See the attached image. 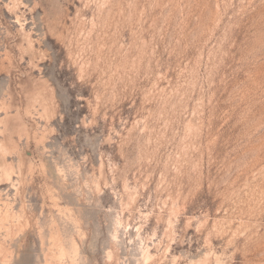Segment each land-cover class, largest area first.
I'll use <instances>...</instances> for the list:
<instances>
[{"label":"rangeland","instance_id":"rangeland-1","mask_svg":"<svg viewBox=\"0 0 264 264\" xmlns=\"http://www.w3.org/2000/svg\"><path fill=\"white\" fill-rule=\"evenodd\" d=\"M0 264H264V0H0Z\"/></svg>","mask_w":264,"mask_h":264}]
</instances>
